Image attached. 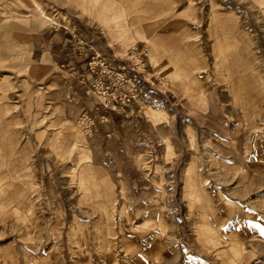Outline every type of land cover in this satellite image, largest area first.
I'll use <instances>...</instances> for the list:
<instances>
[{"label": "rangeland", "instance_id": "obj_1", "mask_svg": "<svg viewBox=\"0 0 264 264\" xmlns=\"http://www.w3.org/2000/svg\"><path fill=\"white\" fill-rule=\"evenodd\" d=\"M80 24L173 96L102 141L112 166L131 150L128 183L90 168L95 125L48 130L24 105L34 35L96 52ZM0 264H264V0H0Z\"/></svg>", "mask_w": 264, "mask_h": 264}, {"label": "crops", "instance_id": "obj_2", "mask_svg": "<svg viewBox=\"0 0 264 264\" xmlns=\"http://www.w3.org/2000/svg\"><path fill=\"white\" fill-rule=\"evenodd\" d=\"M234 11L242 12L243 8L238 6L234 8ZM76 26L77 33L84 37L85 44L92 46L103 59L109 60V66L113 71L119 69L122 62L116 57L114 58L113 53L109 51L107 45L99 38V35L94 30H90V28L94 27L84 24ZM236 30L237 33L232 37L233 42L226 40V43H223V48L233 52V57L238 60V72L240 73L243 67L240 52L244 50L243 47L248 45L249 41L243 38L242 27H238ZM255 30L250 28L252 32ZM36 35L37 37L35 38L34 35L33 39V53L36 52L37 55V68L34 71L32 81L25 79L26 95L24 105L30 107L31 116L35 120L41 119L43 124L47 123L48 130L53 126L54 128H51L53 130L61 127L62 129L58 130L64 131L72 125H77L78 120L84 115L106 116L107 119L103 122L97 120L90 132H84L89 150L90 168L97 174L96 177L111 179V177L116 175L120 183H128L131 150L127 149L122 152L127 162L125 165L112 166L110 164L111 153L103 146L102 141L107 136L122 137L124 124L131 115L140 114L148 121L150 119L146 111L151 109L156 111L160 108V111L168 110L172 105L171 98L173 96L170 95V98L166 94L150 89L145 82L136 80V89H133L134 82L132 86L124 84L118 89V92L122 94H127L134 90L135 99L130 101L117 100L111 104L110 109H105L100 105L102 97L98 90L95 91V95H88L86 92L93 84L92 74L88 69V62L95 52L84 45L78 47L73 42L71 35L64 29L47 27L42 33H37ZM165 62L169 66V59ZM127 74L132 75L129 72ZM159 75H161L160 72ZM202 76L209 79L207 71H203ZM104 79L107 83H111L113 76L106 75ZM154 107L156 108L153 109ZM178 117L179 113L176 112L174 118L177 119ZM52 167L54 168L48 171H52L51 178L55 181L54 174L57 173L61 166L54 161ZM62 202L63 199H61Z\"/></svg>", "mask_w": 264, "mask_h": 264}, {"label": "built area", "instance_id": "obj_3", "mask_svg": "<svg viewBox=\"0 0 264 264\" xmlns=\"http://www.w3.org/2000/svg\"><path fill=\"white\" fill-rule=\"evenodd\" d=\"M75 30V29H73ZM134 61L130 63V59L128 62L123 61V64L119 67V69L113 71L109 66V60H105L102 56L95 52V54L90 57L88 62V69L92 74L93 84L90 88L87 89L88 95H95V91L98 90L102 97L101 106L105 109H110L111 104L116 102L117 100L130 101L136 98L134 94V90L130 91L127 94H122L118 92V89L124 84L132 83L133 79L145 81V76L142 71L145 64L142 58L134 55L132 57ZM127 72L132 73V75H128ZM106 75H112L113 80L111 83H107L104 77ZM133 89H136L135 85ZM107 117L104 115H98L96 117L83 116L80 121L88 127H92L96 124L97 120H106Z\"/></svg>", "mask_w": 264, "mask_h": 264}, {"label": "bare ground", "instance_id": "obj_4", "mask_svg": "<svg viewBox=\"0 0 264 264\" xmlns=\"http://www.w3.org/2000/svg\"><path fill=\"white\" fill-rule=\"evenodd\" d=\"M33 3H34V2H33ZM35 6H36V8L38 7L37 4H36ZM41 12L45 15V13H44L43 11H41ZM149 25H150V24H149ZM156 116H157V115H156Z\"/></svg>", "mask_w": 264, "mask_h": 264}]
</instances>
